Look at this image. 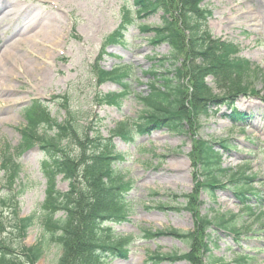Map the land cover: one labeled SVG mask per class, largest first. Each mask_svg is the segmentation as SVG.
Here are the masks:
<instances>
[{
    "label": "rangeland",
    "instance_id": "1",
    "mask_svg": "<svg viewBox=\"0 0 264 264\" xmlns=\"http://www.w3.org/2000/svg\"><path fill=\"white\" fill-rule=\"evenodd\" d=\"M133 2L0 0V197L9 193L8 176L1 170L3 155L12 154V158L22 165L17 187L22 188L20 217L34 214L39 209L45 197L46 183L40 167L45 155L43 150L35 146L20 151L25 125L23 108L32 106L43 110L49 106L52 115L63 120L66 111L62 104L64 98L69 97V104L81 110V124L101 123V131L108 136L109 129L120 121L137 118L142 107L133 92L147 90L153 58L169 52L165 43L153 41L155 32L152 29L138 24L155 27L161 23L159 16L166 14L184 31L183 0H166L167 12L159 10L143 16L137 25H130V15L134 12L129 6ZM199 3L211 11L208 25L212 36L235 44L236 53L254 64L253 71L241 73L234 80L226 77L220 87L214 85L212 77L205 78V83L199 86H214L216 96L219 95V99L210 102L196 97L205 107L211 104L210 111L205 113L195 108L192 69L189 67L193 59L186 52L182 67L188 92L184 111L189 118L184 133L164 129L143 135L132 144L118 138L114 140L117 150L126 156L119 166L129 172L134 186L127 196L131 204L128 217L112 226L116 233L135 235L137 240L130 247L127 259L114 255L109 264H264V250H261L264 239H255L254 233H250L235 243L226 233L214 235L213 228L207 225V219L216 214H225L227 218L236 214L241 229L252 226L256 229V219L250 213L264 216V204L251 207L252 211L248 212L235 199L230 185L206 188L200 174L198 150L201 144L213 142V147L222 151L223 166L235 171L246 167V174L254 178L256 188L264 197V0L192 2L194 6ZM56 18L61 26L59 40L27 39L41 30V23L49 24ZM24 28L28 34L22 37ZM20 38L23 44L11 49L13 55L8 56L5 50ZM122 38L127 40L119 43ZM40 40L43 51L36 44L41 43ZM45 51L48 57L44 56ZM26 54L35 56L45 65L47 73L34 75L29 74L28 69L23 72L18 68L22 66L18 64V57ZM198 62L196 60V66ZM118 63L133 68L132 77L127 78L130 87L125 88L131 93L117 105L94 100L97 93H117L122 89L118 77L115 80L101 77V70H110ZM228 82L234 83V90L253 95L228 96ZM232 97H236L235 101L228 108L226 104ZM232 108L246 113L250 119L245 123L235 122ZM224 141L229 146L226 149L221 146ZM57 183L61 190H67L68 184L61 176ZM153 191L160 195H153ZM145 229L163 234L150 238L143 236ZM41 231L38 224L31 227L25 246L39 241ZM174 232L191 234V238ZM236 252L255 259L247 263ZM154 254L164 257L150 259ZM58 255L59 248L52 246L37 264H55Z\"/></svg>",
    "mask_w": 264,
    "mask_h": 264
},
{
    "label": "trees",
    "instance_id": "2",
    "mask_svg": "<svg viewBox=\"0 0 264 264\" xmlns=\"http://www.w3.org/2000/svg\"><path fill=\"white\" fill-rule=\"evenodd\" d=\"M193 1L183 0L184 11L181 15L184 31L166 14L161 16V23L155 27L141 24L145 29L155 32L154 42L168 44L169 52L153 58L147 90L143 93L133 92L140 99L142 107L136 119L120 121L110 130L109 136H104L100 129L101 123L92 121L86 126L81 124V110L69 104V97H65L62 104L66 111L64 120L53 116L48 107L42 108L44 111L32 106L24 108L27 125L23 129L21 149L39 144L43 150L45 157L41 171L47 182L46 195L34 214L19 217L17 210L22 188L17 187L21 180L22 165L11 154L3 155L2 168L8 176L9 193L0 200V264H36L52 246L59 248L55 264H109L114 255L128 257L136 236L116 233L109 225L127 218L131 211L127 196L134 186L129 172L119 166L125 155L117 150L114 139L132 143L138 136L162 129L184 133L189 118V114L184 111L188 92L182 67L186 52L193 59L189 67L192 69L195 108L205 113L209 111V105L205 107L204 102L198 100L210 102L219 99L214 86H199L205 83V78L212 77L214 85L220 87L226 77L234 80L241 73L253 71V63L237 55L235 44L212 36L208 25L211 11L200 3L194 6ZM134 4L137 6V15H134L135 21L131 19V24H137L149 13L162 9L167 12L166 0H137ZM196 60L199 61L197 66ZM101 73L106 79L115 80L118 77L123 89L118 93H99L96 99L100 103L120 104L123 97L131 93L125 88L130 87L127 78L132 77V67L118 65L111 72L101 70ZM228 84V96L245 93L243 90H234L233 82ZM233 118L235 122H244L246 115L234 111ZM221 146L225 149L229 147L227 141ZM198 150L200 174L206 188H225L230 185L235 199L248 212L252 211L254 200L263 204L264 198L252 183V176L246 174V167L240 171L225 168L222 151L214 148L213 142L201 144ZM58 176L68 182L67 191L58 188ZM152 194L160 195L157 191ZM9 207L10 211L7 210ZM7 212L11 215L9 219L5 217ZM250 215L256 219V229L253 226L241 229L236 222V214L229 218L225 214H216L207 219V225L213 228L214 235L226 233L233 237L235 243L242 241L244 234L250 233L264 239V216ZM39 222L42 224L39 241L30 247L23 246L27 231ZM174 233L191 238L188 233ZM161 234L163 232L143 230V236L150 238ZM261 249L264 250V242ZM236 253L247 263L254 259ZM162 257L154 254L150 259Z\"/></svg>",
    "mask_w": 264,
    "mask_h": 264
},
{
    "label": "bare ground",
    "instance_id": "3",
    "mask_svg": "<svg viewBox=\"0 0 264 264\" xmlns=\"http://www.w3.org/2000/svg\"><path fill=\"white\" fill-rule=\"evenodd\" d=\"M262 10V9H260ZM259 10V11H260ZM57 19V18H56ZM42 25V28L41 30L37 31L35 35L33 36H29L27 39L29 40H37L38 38H40L41 40H44L46 39L45 41H42V42H46L48 40H51V41H57L59 40V36L61 37V26H60V21L59 19H57L56 21L54 20V22L51 20L49 24H40ZM21 36L24 37L25 35L28 34V31L26 28H24L21 32ZM21 37V38H22ZM19 39L18 41H16L14 44L10 45L8 49L5 50L6 54L8 56H11L13 54V51L11 49H14V48H17V47H21V45L23 44L22 40L23 39ZM40 40V42H41ZM42 42L41 43H36L37 45L40 46V49L43 51V48H42ZM24 46V45H23ZM46 55H44L45 57H48V53L45 51ZM4 56V54L2 55ZM16 56V54H15ZM21 55L20 57H18V64H21L22 66H18V68H21L23 70V72L27 71L28 69V73L29 74H34V75H41V74H46L47 73V67L42 64H40L41 62L37 60V58L34 56H31V55H25L23 56ZM7 58V56L5 57ZM29 69L33 70V72L31 73L29 71Z\"/></svg>",
    "mask_w": 264,
    "mask_h": 264
}]
</instances>
